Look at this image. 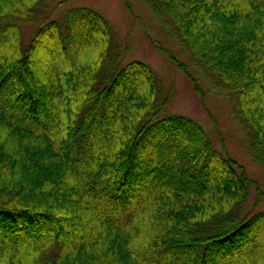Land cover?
I'll return each mask as SVG.
<instances>
[{"label": "trees", "instance_id": "obj_1", "mask_svg": "<svg viewBox=\"0 0 264 264\" xmlns=\"http://www.w3.org/2000/svg\"><path fill=\"white\" fill-rule=\"evenodd\" d=\"M38 1L0 0V264H264L244 167L194 119L162 115L148 65L117 69L98 11L70 9L25 45ZM144 2L235 97L264 169V0Z\"/></svg>", "mask_w": 264, "mask_h": 264}, {"label": "rangeland", "instance_id": "obj_2", "mask_svg": "<svg viewBox=\"0 0 264 264\" xmlns=\"http://www.w3.org/2000/svg\"><path fill=\"white\" fill-rule=\"evenodd\" d=\"M78 7L94 9L108 21L112 32L110 55L117 69L140 61L153 70L157 99L166 101L162 115L194 119L215 149L244 167L252 184L243 211L249 216L264 211V169L248 154L247 132L232 115L235 97L224 95L182 46L167 36L144 0H39L32 16L19 20L23 43L27 45L42 26L51 22L64 27L67 12ZM169 56L186 67L196 84Z\"/></svg>", "mask_w": 264, "mask_h": 264}]
</instances>
